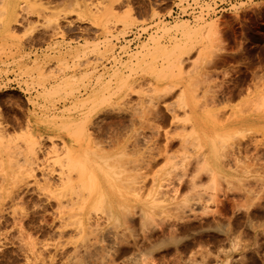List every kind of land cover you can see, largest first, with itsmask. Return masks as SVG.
<instances>
[{
	"label": "rangeland",
	"instance_id": "374dc122",
	"mask_svg": "<svg viewBox=\"0 0 264 264\" xmlns=\"http://www.w3.org/2000/svg\"><path fill=\"white\" fill-rule=\"evenodd\" d=\"M185 3L0 0V264H264V0Z\"/></svg>",
	"mask_w": 264,
	"mask_h": 264
},
{
	"label": "built area",
	"instance_id": "2783aa9c",
	"mask_svg": "<svg viewBox=\"0 0 264 264\" xmlns=\"http://www.w3.org/2000/svg\"><path fill=\"white\" fill-rule=\"evenodd\" d=\"M262 0H187V3L175 5L168 19H205L221 16L240 3L259 2ZM166 20V18H164ZM137 41V40H136Z\"/></svg>",
	"mask_w": 264,
	"mask_h": 264
},
{
	"label": "bare ground",
	"instance_id": "6f19581e",
	"mask_svg": "<svg viewBox=\"0 0 264 264\" xmlns=\"http://www.w3.org/2000/svg\"><path fill=\"white\" fill-rule=\"evenodd\" d=\"M171 15V14H170ZM164 18V17H163ZM162 18V19H163ZM169 22V21H168ZM174 26V25H173ZM218 26L215 25V24H211V25H207V26H198L197 28H193V27H190L189 25H185V24H178L174 27H170L168 29H165L164 32H167V33H174L175 35H178V36H181L186 43H189L191 42L193 39L195 38H198V37H201V38H209L210 36H213L215 34L218 33ZM178 39V38H177ZM154 44L156 46V49H157V53H162V55H167V56H170L173 54L174 51L178 50L180 47H182V43H177L175 44V46L173 47L172 50L168 51L166 49H163L159 46V44L157 42L154 41ZM167 56H164V58H168ZM220 124V123H219ZM224 126V125H223ZM96 191L99 190L100 188L98 187H95ZM83 200V199H82ZM68 201V200H67ZM70 202V201H69ZM78 203V201H77ZM85 203V202H84ZM68 204V202L66 203ZM62 205H64V203H62ZM72 204H70L71 206ZM77 205V204H76ZM81 205V204H80ZM61 206V205H60ZM67 206V205H65ZM63 206V207H65ZM81 229H83L81 227Z\"/></svg>",
	"mask_w": 264,
	"mask_h": 264
}]
</instances>
